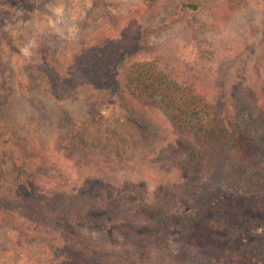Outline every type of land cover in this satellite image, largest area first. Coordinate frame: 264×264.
<instances>
[{
	"label": "rangeland",
	"instance_id": "1",
	"mask_svg": "<svg viewBox=\"0 0 264 264\" xmlns=\"http://www.w3.org/2000/svg\"><path fill=\"white\" fill-rule=\"evenodd\" d=\"M186 1L198 3V10L146 30ZM27 6L24 0H0V136L10 132L23 154L41 157L42 173L55 183L47 191L77 192L85 176L102 178L107 183L103 207L113 204L115 212L135 215L141 197L153 207L167 203L176 214L163 237H144L148 243L138 246L154 259H170L191 243L194 263L259 264L254 238L264 233V225L248 226L234 218L233 210H205L198 216L201 209L190 208L193 202L182 192L179 166L185 154L163 124L128 97V104L122 103L127 111L121 112L109 87L89 83L69 62L98 36L124 34V47L133 54L129 66H156L227 112L243 88L264 89V0H36L30 13L23 9ZM133 14L137 22L123 31ZM139 45L144 52H137ZM49 64L64 77L57 89L45 69ZM78 128L87 146L65 143L66 152L61 138ZM87 155L120 159L126 167H102L85 175L64 161L65 156L83 161ZM11 161L2 155L1 169L15 188L19 176ZM123 224L115 219L98 231L85 228L84 251L100 258L99 264H144L141 255L120 251L127 235ZM32 228L15 215H4L0 264H63L67 251L48 244L58 241L56 234Z\"/></svg>",
	"mask_w": 264,
	"mask_h": 264
},
{
	"label": "trees",
	"instance_id": "2",
	"mask_svg": "<svg viewBox=\"0 0 264 264\" xmlns=\"http://www.w3.org/2000/svg\"><path fill=\"white\" fill-rule=\"evenodd\" d=\"M24 1L28 6L23 9L29 13L35 10L36 0ZM198 8V3L186 1L162 23L149 25L146 30L179 21L184 14ZM135 17L138 15L133 14L123 31L133 28V22H137ZM124 39V34L98 36L71 57L70 69L93 85L109 87L116 104L122 105L121 112L127 111L128 97L163 124L185 154V162L179 166L182 192L193 202L190 208L201 209L198 216H203L205 210H233L234 218L248 226L264 225V89L255 92L253 88H243L226 112L221 106L208 102L198 90L179 85L156 66H129L133 54L126 51ZM144 49L141 45L136 47L139 53ZM45 69L57 89L64 77H60L50 64ZM107 75L110 77L103 81ZM81 130L78 128L62 136V148L66 152L69 149L65 143L77 144L78 149L87 146L79 134ZM9 133H2L4 139L0 136V221L5 214H10L29 223L32 229L52 231L58 241L61 240L48 243L54 246L52 250L64 249L68 253L60 255L63 264H99L100 258H94L83 249L84 229L87 228V233L98 231L115 219L124 223L122 227L127 234L120 251L141 255L144 264H213L212 259L191 262L187 247L191 243L187 246L184 243L180 252L170 259H154L138 248L148 243L144 237L166 234L170 221L176 217L167 203L153 207V203L138 197L135 215L127 211L115 212L117 207L113 204L103 207L107 183L95 176L83 178L80 175L83 178L80 191L48 192L55 183L42 173L41 157L23 154L21 148L12 143ZM50 151L45 150L46 154ZM2 155H7L17 169L19 178L15 188L8 185L1 169ZM64 161L76 164L82 174L102 167H126L120 159L103 161L94 155H87L78 162L65 156ZM129 187L127 183L126 189ZM214 203L218 207H214ZM254 243L257 244L258 262L264 264V233L255 236ZM126 254L120 252L118 255Z\"/></svg>",
	"mask_w": 264,
	"mask_h": 264
}]
</instances>
